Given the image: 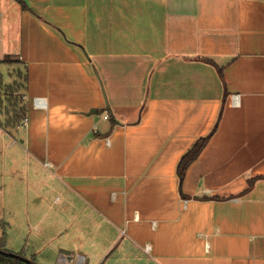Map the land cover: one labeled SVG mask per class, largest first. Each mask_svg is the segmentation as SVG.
I'll return each mask as SVG.
<instances>
[{
  "label": "crops",
  "instance_id": "obj_1",
  "mask_svg": "<svg viewBox=\"0 0 264 264\" xmlns=\"http://www.w3.org/2000/svg\"><path fill=\"white\" fill-rule=\"evenodd\" d=\"M8 56L29 123L0 126V178L60 263L264 264V0H0Z\"/></svg>",
  "mask_w": 264,
  "mask_h": 264
},
{
  "label": "rangeland",
  "instance_id": "obj_2",
  "mask_svg": "<svg viewBox=\"0 0 264 264\" xmlns=\"http://www.w3.org/2000/svg\"><path fill=\"white\" fill-rule=\"evenodd\" d=\"M17 69H18L17 65H3V64L0 65V73L3 75V81L6 84H12L13 81L18 80L16 76L17 73L15 72ZM14 140L17 141V145H15L16 146L15 149L20 148L19 146L21 144L19 143L20 140L18 139V137H15ZM11 141H13V139L6 137V139H4L2 145L0 146V149H5L4 148L5 144L8 143L9 145ZM7 152L8 151L5 152L6 154L3 159L0 155V164L1 161L4 162L6 160ZM10 153L11 152H8V154ZM22 174H24L25 177L31 178L30 174L25 169L22 170ZM11 180H14L16 182L17 179H14L12 177L11 172L9 170H8L7 180L0 178V186L7 184V191L0 192V224L4 223L5 226L4 233L6 234L5 237H3L2 234H0V238L1 237L3 239L5 238L4 240L7 241L6 248L15 254L23 256L28 260H33L36 264H62L58 261L59 257L61 256L60 254L61 252L56 248L59 247L58 240L55 239L54 241H52V235L37 234L39 233L37 229L32 228L34 225H37V228L42 230L45 227V223L47 219L45 220L44 218V220L39 224L38 221L32 220L31 221L32 227L30 228L28 227L26 212L28 210L27 204L29 203L30 196L32 195L31 188L29 189L28 192V186L26 180L22 179L21 181L16 182V185H14L16 187V190L14 191V187H11V185L13 186V184L15 183H12ZM11 194L12 195L16 194V196L22 200V203L19 204V206L17 204H13L12 206L13 214L10 212L11 203L9 200ZM50 196L51 198L46 203V206L48 207L47 210L49 211V213L53 214L55 213L56 210V209L53 210V208L56 206L55 205L51 206L54 195L50 193ZM50 221L51 220H48L47 226ZM60 237L62 243H67L65 239H67L68 234L67 235L63 234ZM67 244L63 246L65 251L71 250L69 245ZM62 253H67V252H62ZM69 253H71L75 258L72 264H77V257H75L77 255L76 252L71 250ZM114 254H116V252ZM109 260L105 261L104 264H107ZM87 264H93V260H90Z\"/></svg>",
  "mask_w": 264,
  "mask_h": 264
},
{
  "label": "trees",
  "instance_id": "obj_3",
  "mask_svg": "<svg viewBox=\"0 0 264 264\" xmlns=\"http://www.w3.org/2000/svg\"><path fill=\"white\" fill-rule=\"evenodd\" d=\"M17 63H19L18 60L11 59L9 56L0 61V65H13ZM15 72L17 73L16 76L18 80L13 81L12 84H6L3 81V75L0 73V117L4 118L3 120H0V126H3L6 129L19 128L25 118V107L21 103V94L26 89L28 78L24 69H17ZM211 135L212 133L207 137L198 139L192 148L182 156L178 164V175L181 182L185 179L186 172L190 165L199 158L209 142ZM0 264L35 263L32 260H28L7 249L5 246V240L0 238Z\"/></svg>",
  "mask_w": 264,
  "mask_h": 264
},
{
  "label": "built area",
  "instance_id": "obj_4",
  "mask_svg": "<svg viewBox=\"0 0 264 264\" xmlns=\"http://www.w3.org/2000/svg\"><path fill=\"white\" fill-rule=\"evenodd\" d=\"M34 105L38 108L45 109L46 108V101L43 98H35L34 99ZM233 105L236 107L240 105V97L238 95H233ZM104 119H106V120L109 119V115L105 114ZM28 123H29V119L27 117H25L19 128L27 127ZM84 261H85V259L83 256H78V263L79 264H83Z\"/></svg>",
  "mask_w": 264,
  "mask_h": 264
}]
</instances>
